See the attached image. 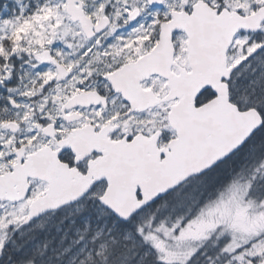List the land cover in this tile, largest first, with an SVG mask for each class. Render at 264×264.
<instances>
[{
  "label": "snow or ice",
  "instance_id": "6c2138e0",
  "mask_svg": "<svg viewBox=\"0 0 264 264\" xmlns=\"http://www.w3.org/2000/svg\"><path fill=\"white\" fill-rule=\"evenodd\" d=\"M0 264H264V0H0Z\"/></svg>",
  "mask_w": 264,
  "mask_h": 264
}]
</instances>
